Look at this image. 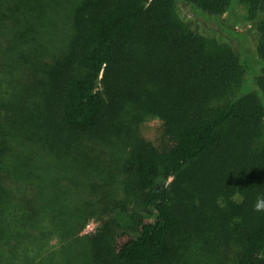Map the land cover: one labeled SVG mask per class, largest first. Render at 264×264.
Wrapping results in <instances>:
<instances>
[{"label":"trees","instance_id":"1","mask_svg":"<svg viewBox=\"0 0 264 264\" xmlns=\"http://www.w3.org/2000/svg\"><path fill=\"white\" fill-rule=\"evenodd\" d=\"M61 3L0 0V264H172L185 216L170 185L194 170L207 206L237 185L244 199L225 236L209 218L193 243L220 255L234 241V264H264V212L253 210L264 194V0H113L65 38L54 34ZM147 78L164 95L167 146L120 122L129 108L137 121L130 87ZM120 177L141 212L120 207ZM12 185L27 196L11 197ZM103 206L117 218L79 236Z\"/></svg>","mask_w":264,"mask_h":264},{"label":"rangeland","instance_id":"2","mask_svg":"<svg viewBox=\"0 0 264 264\" xmlns=\"http://www.w3.org/2000/svg\"><path fill=\"white\" fill-rule=\"evenodd\" d=\"M110 1L113 0H62L60 12L56 16L54 23L55 26L58 27V31L54 34H60L63 37L75 34L76 32L75 29H73V26L69 29L70 23H77V19L85 16L89 11L96 9L101 5L107 4ZM177 9L184 18L187 16L190 20L191 16H193L192 11L182 3L177 5ZM237 9L241 17L240 20L242 21L240 24L241 26H239L240 29L243 31L250 29L251 25L245 21V14L247 13L246 7L244 5H239ZM227 17L228 16L224 15V18ZM193 28L194 30H198L195 26H193ZM160 66L161 63L156 66V72L161 75ZM151 81L148 78L145 80L141 79V84L136 83L130 87L136 88L138 90L137 94L140 97L139 100H136L139 97L136 98V94H132L131 100L132 102H136L132 104L135 109L137 121H134L132 108H129L122 113L123 118L120 119V122L127 129H133V127L136 126V130L134 131H138L134 134L138 137L143 138L150 143L152 142L157 146H167L171 144L172 137L162 119L163 112L160 106L163 102L162 97L164 95L161 91L159 92L161 88ZM158 105L160 106L158 107ZM261 125L262 127H260V133H263L262 136L264 138V117L261 121ZM203 166L204 165L202 163L198 171L201 173V177L203 179L202 184L205 190V187L209 189L210 186L204 180V175L207 171L204 169L201 171ZM185 175V177L170 185L172 189L171 203L185 216V225L178 233L180 251L172 264H234L238 253V246L234 245V241H230L228 243L230 246L219 248L222 250L220 255L217 254L218 250L215 244L211 242L205 243L204 241L194 244L193 241H196L194 239H196V237L200 234V225L202 222L205 223V221H208L209 218H213L216 223L215 225H211L213 229L216 228L214 229L215 231L217 230V227H224L223 230H219V233H215L216 237L217 235L220 237L225 236V229L229 231V228L231 229L234 225H236L240 217V205L244 199L242 187L237 185L232 191H225L218 195H214V198L211 197L212 200H214V203H212L211 206H207L203 200L204 197L202 196V191H196V187L193 182L195 170L193 175L192 172H187ZM122 180L123 177H120L118 182L115 181L113 183V185H115V189L119 193L117 202L120 207H122V204L119 201H126L128 203L130 213H134L137 210L141 212L140 207L136 201L134 202V198L130 195L131 193L129 190L125 192V189L121 186ZM12 186L13 187L8 186L10 187V191L8 193L11 197L16 195L14 192H25V187ZM27 194L28 191L23 195L27 196ZM99 211L100 212H97L95 216H92L85 221L79 236L90 237L97 235L103 225L102 219L112 221L117 218L116 211L107 212L104 206L103 208H100ZM105 211L107 212L106 214L104 213ZM219 220L224 226L218 223ZM211 239L215 240V243L218 242L215 237H212ZM222 242H226L224 237L222 238ZM224 255H226L225 262L223 261ZM71 264L82 263L80 260L75 259L71 261Z\"/></svg>","mask_w":264,"mask_h":264},{"label":"clouds","instance_id":"3","mask_svg":"<svg viewBox=\"0 0 264 264\" xmlns=\"http://www.w3.org/2000/svg\"><path fill=\"white\" fill-rule=\"evenodd\" d=\"M253 210L256 212H264V194L257 197L253 205Z\"/></svg>","mask_w":264,"mask_h":264}]
</instances>
